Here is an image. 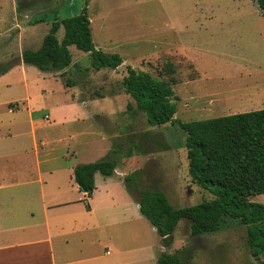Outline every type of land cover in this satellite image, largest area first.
<instances>
[{
  "label": "rangeland",
  "instance_id": "374dc122",
  "mask_svg": "<svg viewBox=\"0 0 264 264\" xmlns=\"http://www.w3.org/2000/svg\"><path fill=\"white\" fill-rule=\"evenodd\" d=\"M85 6L95 47L117 53L122 64L95 68L89 53L71 45L72 62L64 74L49 72L56 78L27 66L34 74L32 103L43 106L62 95H74L84 110L83 94L94 98L93 108L104 116L51 124L37 134L55 141L50 146L57 149V161L136 158L124 169L131 167L128 174L143 169L144 185L163 190L174 207L212 198L188 174L184 131L171 123L150 126L142 112H128L126 104L132 98L121 80L128 65L159 80L173 77L174 117L184 122L262 109L264 13L253 0H0V62L19 59L25 48L34 50L52 20L78 14ZM63 32L61 26L59 40ZM95 134L96 140L100 136L105 140L89 151L83 144ZM68 135L71 138H64ZM58 137L62 139L57 141ZM67 151L69 159L63 157ZM143 152L142 161L136 154ZM250 200L264 205V193ZM145 225L151 227L147 221ZM189 226L187 219L179 221L166 250H178L183 264H256L246 227L236 219L200 236L191 235Z\"/></svg>",
  "mask_w": 264,
  "mask_h": 264
},
{
  "label": "crops",
  "instance_id": "0c3cea01",
  "mask_svg": "<svg viewBox=\"0 0 264 264\" xmlns=\"http://www.w3.org/2000/svg\"><path fill=\"white\" fill-rule=\"evenodd\" d=\"M29 65L20 54L16 64L0 75V264H156L172 244L165 247L155 228L151 225L148 229V220L124 186V176L131 168L124 167L136 158H111L115 162L113 173H94L91 196L79 190L73 178L74 166L96 160L57 161V149L50 146L55 141L37 130L51 124L98 119L102 112L93 108L94 98L83 94L80 101L84 110L75 103L74 95L33 106L36 89ZM49 72L41 71L40 75L58 76ZM97 137L90 136L83 144L85 149L94 151L97 143L105 140ZM145 153L136 156L143 161ZM68 154L63 157L69 159ZM169 254L179 256V251Z\"/></svg>",
  "mask_w": 264,
  "mask_h": 264
},
{
  "label": "trees",
  "instance_id": "16d2710c",
  "mask_svg": "<svg viewBox=\"0 0 264 264\" xmlns=\"http://www.w3.org/2000/svg\"><path fill=\"white\" fill-rule=\"evenodd\" d=\"M253 1L264 13V0ZM61 26L64 32L59 40L56 33ZM71 45L89 53L95 68L115 69L123 62L117 53L95 47L86 6L78 14L52 20L40 46L24 49L21 59L41 71H62L72 62L68 48ZM15 64L16 59L0 62V75ZM175 81L173 77L156 79L149 72L136 71L128 65L121 80L125 93L132 98L126 109L132 114L142 112L150 126L171 123L184 131L188 174L213 197L174 207L163 190L144 185L143 169L125 175L124 185L165 247L172 244V233L181 219L190 222L191 235L218 231L227 220L236 219L246 227L251 256L256 264H264V205L250 200L251 196L264 193V108L184 122L174 117ZM114 167L111 158L80 163L73 168V178L79 190L91 196L94 173L109 176ZM156 264L183 263L177 254L162 252Z\"/></svg>",
  "mask_w": 264,
  "mask_h": 264
}]
</instances>
